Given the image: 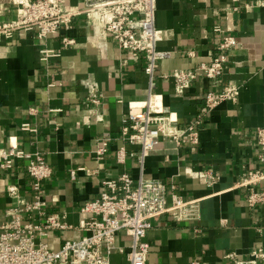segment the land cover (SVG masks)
<instances>
[{
	"label": "crops",
	"instance_id": "obj_1",
	"mask_svg": "<svg viewBox=\"0 0 264 264\" xmlns=\"http://www.w3.org/2000/svg\"><path fill=\"white\" fill-rule=\"evenodd\" d=\"M67 1L70 8L80 4ZM15 8L14 0H0V25L15 17ZM155 23L162 36L157 47L169 55L156 69L153 87L144 55L120 48L109 34L99 39L88 15L76 16L72 28L46 38L24 29L2 36L0 148L39 152L52 167L44 197L50 211L67 213L72 227L44 238L51 248L83 236L82 224L90 216L83 204L100 195L105 178L127 172L136 182L141 176L162 180L168 201L174 191L197 202L194 218L177 220L165 213L152 219L146 236L149 264H190L198 256L203 264H235L264 247V204L250 207L246 190L237 186L244 172L262 166L250 134L264 127V0H157ZM66 34L75 41L64 48ZM225 35L237 44L228 51L221 81L212 84L198 70L179 92L170 74L209 62ZM44 49L59 55L43 59ZM84 80L97 82L101 104L87 101ZM228 85L239 88L237 100H224L208 112L205 93ZM147 108L162 133L141 166L130 155L139 146L123 140L121 131L131 111ZM198 118L199 139L191 143L182 132ZM103 136L110 139L100 159L96 150ZM122 147L124 160L118 161ZM28 163L17 158L13 167L0 169V213L32 197ZM204 174L214 176L213 182ZM12 186L18 189L15 198L9 194ZM127 243L117 235L116 245ZM229 252L236 258L227 257ZM111 260L124 264L126 257L114 250Z\"/></svg>",
	"mask_w": 264,
	"mask_h": 264
},
{
	"label": "built area",
	"instance_id": "obj_2",
	"mask_svg": "<svg viewBox=\"0 0 264 264\" xmlns=\"http://www.w3.org/2000/svg\"><path fill=\"white\" fill-rule=\"evenodd\" d=\"M15 17L0 25L2 36H13L19 29L32 31L38 38H46L61 28H72L73 19L79 15H88L95 29V35L101 39L109 34L122 49L130 50L134 56L144 55V70L154 86L153 76L160 61L169 55L166 50L158 49L161 30L156 27L157 0H80L77 7L70 8L67 0H14ZM99 23L100 28H97ZM69 35L62 38L63 47L74 44ZM237 44L233 35L222 37L218 53L209 62L200 64L196 69H176L170 76L175 79L179 92L188 88L201 71L212 84L221 81L228 51ZM44 58L59 55V51L44 49ZM89 89L87 101L101 104L103 94L97 82L84 80ZM239 95L237 86L228 85L221 91L209 89L205 93L207 111L211 112L224 100L236 101ZM155 117L150 108L131 111L124 120L121 137L130 144L139 146L138 151L130 152L141 166L146 157L154 150L162 133V125L153 124ZM201 118L191 122L182 133L189 142L197 143L198 126ZM23 128H29L24 124ZM182 134V135H183ZM176 139L181 135L172 134ZM250 136L259 151L258 158L262 166L250 169L241 175L238 187L246 190L250 207L264 204V127L256 128ZM109 137L99 138L100 146L96 150L102 159L108 150ZM124 148L118 150V161H123ZM17 158H27V169L32 177V197L13 203L4 214L0 213V264H117L111 260V253L117 250L124 254V264H149L150 244L146 239L148 230L153 226L152 219L160 214H169L175 219L194 218L196 200H185L180 194L169 191L166 184L156 178L141 176L136 182L127 172L115 178L102 181L103 190L97 198L86 201L81 210L89 213L82 228L86 233L79 238H66L59 248H51L43 239L52 231L65 232L72 227L67 222V213L50 211L44 197V181L51 176L52 167L39 153H27L16 146L0 148V169L13 167ZM75 177V171L72 170ZM208 182L214 176L204 174ZM10 196L18 195L15 186L9 188ZM118 234L125 236L127 244L116 245ZM229 258H236L235 252H229ZM264 264V247L251 251L248 259H235V264ZM198 256L190 264H203Z\"/></svg>",
	"mask_w": 264,
	"mask_h": 264
}]
</instances>
